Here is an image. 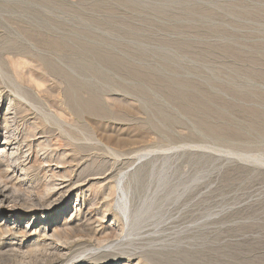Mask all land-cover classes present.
Wrapping results in <instances>:
<instances>
[{
	"label": "rangeland",
	"instance_id": "obj_1",
	"mask_svg": "<svg viewBox=\"0 0 264 264\" xmlns=\"http://www.w3.org/2000/svg\"><path fill=\"white\" fill-rule=\"evenodd\" d=\"M0 264H264V0H0Z\"/></svg>",
	"mask_w": 264,
	"mask_h": 264
},
{
	"label": "bare ground",
	"instance_id": "obj_2",
	"mask_svg": "<svg viewBox=\"0 0 264 264\" xmlns=\"http://www.w3.org/2000/svg\"><path fill=\"white\" fill-rule=\"evenodd\" d=\"M117 188L119 189V190H118V191H119V199H120L119 202L121 201L122 204H123V208H122V212H123V213H122V214H124V216L127 217V215H128V210H129L128 208H129V207L127 206L128 202L126 203V195H125V192H126V191H124V188H123V179H119V180H118ZM121 202H120V203H121ZM120 203H119V204H120ZM125 220H126V219H125ZM87 236L89 237V235H87ZM86 238H87V237H86ZM75 239H76V238H75ZM77 239H78V238H77ZM83 239H84V238H83ZM83 239H81V240H83ZM65 240H66V239H65ZM79 240H80V239H79ZM77 241H78V240H77ZM65 242H66V241H65ZM73 242H76V241L74 240ZM57 243H58V242H57ZM63 244H64V243H63ZM101 244H102V243H101ZM61 245H62V244H61ZM61 245H60V246H61ZM102 245H103V244H102ZM66 246H67V245H66ZM97 246H98V248H97L96 250H94V249H92V250L97 251L99 248H101L100 245H98V243H97ZM109 246H110V245H109ZM84 247H85V246H84ZM90 247H91V246H90ZM62 248H63V247H62ZM86 248H87V247H86ZM86 248H85V249H86ZM94 248H95V247H94ZM102 248L104 249L105 246L102 247ZM102 248H101V249H102ZM106 248H107V247H106ZM114 248H115V247H114ZM85 249H84V250H85ZM101 249H100V251H101ZM115 249H116V248H115ZM82 250H83V249H82ZM90 250H91V248H90ZM92 250H91V253H93ZM110 250H112V249L110 248ZM80 251H81V250H80ZM88 251H89V250H87V252H88ZM98 251H99V250H98ZM102 251H103V250H102ZM112 251H113V250H112ZM79 253H80V252H79ZM84 253H86V252H84ZM89 253H90V252H89ZM89 253H88V254H89ZM65 254H66V253H65ZM86 255H87V253H86ZM93 255H94V254H93ZM86 257H87V256H86Z\"/></svg>",
	"mask_w": 264,
	"mask_h": 264
}]
</instances>
